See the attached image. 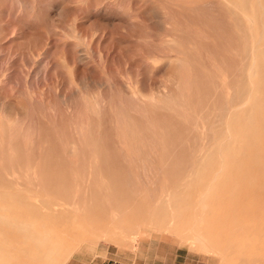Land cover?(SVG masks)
I'll return each instance as SVG.
<instances>
[{
	"label": "rangeland",
	"instance_id": "rangeland-1",
	"mask_svg": "<svg viewBox=\"0 0 264 264\" xmlns=\"http://www.w3.org/2000/svg\"><path fill=\"white\" fill-rule=\"evenodd\" d=\"M223 1L0 0V207L22 192L48 224H59L40 200L71 204L78 192L72 208L86 239L65 264L125 261L143 240L177 249L178 264L193 254L264 264V157L247 159L242 145L238 157L224 156L218 149L227 144L210 140L240 88L239 44ZM258 15L251 18L262 26ZM220 73L228 91L218 88ZM259 81L252 96L264 94ZM94 102L98 113L90 112ZM263 104L250 113L261 130L252 145L264 149ZM204 147L211 152L190 158ZM67 184L69 202L60 192ZM121 189L135 193L125 201ZM102 205L115 209L111 220Z\"/></svg>",
	"mask_w": 264,
	"mask_h": 264
},
{
	"label": "bare ground",
	"instance_id": "bare-ground-1",
	"mask_svg": "<svg viewBox=\"0 0 264 264\" xmlns=\"http://www.w3.org/2000/svg\"><path fill=\"white\" fill-rule=\"evenodd\" d=\"M223 2L227 6V11L232 16L233 29L235 31V34L237 35L238 44H239L238 47L234 51V55L237 56V58H238V63H237V67L235 70V80H236V84H238V86H240V88L235 87L234 88V90H235L234 96L230 99H229V97L226 99V101H225L226 107L220 111V113L218 114V117L216 118L217 122L219 123V129L217 131H215V130L212 131V132H214V131L215 132L212 133L210 140L213 143L218 141L220 144L222 143L223 146L224 145L226 146V144H227V147H225L224 149L222 148L223 150L219 151V149H218V153H221L224 156H226V155L228 156L230 154L237 155L238 147L236 149L235 145H237V146L242 145V146H244V147H242V149L243 148L245 149L244 154H243L244 157H246L249 160L250 159H256L257 160L260 158L262 159V157H264V149L259 148V147L257 148L256 146L252 145V142L259 140V138H256L259 136L258 135L255 136V135L257 134L258 131H261L260 128L257 129V127H260V125L255 126V123H254L255 119L252 117V114L250 112L253 111L252 109H253L254 104H256V106H260L258 104H261L264 101V94L262 96L260 94H258L257 96L256 95L252 96L253 94H251V93L249 94V92H254L256 90V89L254 90L253 88L256 85V82L259 81V79H262L261 82L260 81L259 82H260V85L262 86V88H264V85H263L264 84V82H263L264 81V72H263L264 70L261 72V70L264 69V54H262V53H264V52H262V51H264V49H261L263 44H262V46H260V44L262 42L260 44L258 43L264 39L263 38L261 40V38L264 35H263V33L262 34L260 33V30H262V31L264 30V25L256 26L255 25L256 21H254L255 20L254 17L256 18L258 15L257 13H259V15H258L260 17L259 20L263 19V16H264V0H224ZM254 3L256 5H254ZM253 5L257 6L258 8H259V6H261L262 7L261 11L257 12V10H255V9L253 10V8H254ZM259 10H260V8H259ZM251 17H253L254 20ZM257 19H258V17H257ZM263 43H264V41H263ZM77 57H79V56H77ZM256 59L258 60V63L260 60V64H261L260 67L256 64L257 63ZM254 67H258L259 68L258 70H260V71L258 72L257 69ZM260 68H262V69H260ZM254 69H256V70H254ZM255 71H257V74L259 73L258 75H256V76H258L257 79L254 78L255 77V74H254ZM220 74H221L220 76L218 75L219 76L218 88H220L221 92H223V91L227 90L228 82H226V81H228V80L225 81V77L227 79V76H225L226 74H222V73H220ZM253 81H255V83H253ZM260 85H259V87H260ZM263 91H264V89H263ZM263 91H262V93H264ZM246 94H249L250 96L247 95L246 101H244V100L243 101L247 105L250 103L248 106H250L251 109L248 108L249 114L246 111L248 115L244 118L243 116H241L240 112L242 114H244L242 109L245 106V104L242 108L240 107V104H241L242 98H245ZM63 103L65 104L64 101H63ZM97 105L98 104L96 102L93 103V105L90 108L91 113H98ZM262 107H264V104L262 105ZM262 107H260V108L264 109ZM74 111H76V110H74ZM262 111L264 112V110H262ZM254 112H255V108H254ZM263 112H262V114H263ZM257 113L258 112L256 111V114ZM253 114H255V113H253ZM262 116L264 118V114ZM257 117H260V114ZM89 118H88V120H89ZM259 121H261V120H258L257 122H259ZM86 123H87V121H86ZM49 124H51V123H49ZM73 124H74L73 127L75 126L73 128V130L74 129H76V131L80 130V129H78L79 128L78 124H77V128H76L75 123H73ZM100 124L101 123L97 119L88 121V125H91L93 127H100L101 126ZM71 126H72V124H71ZM71 126H70V128H71ZM85 126L87 127V125H85ZM2 127H3V124L1 121L0 122L1 132L3 131ZM88 128H89V126H88ZM237 132H238V134H237ZM3 133H4V131L2 132V137H0V141L5 140V139H3ZM262 133L264 134V129H263ZM262 133H259V134L261 135ZM0 135H1V133H0ZM232 135L236 136V139H233ZM261 137H264V135ZM72 139L73 138H71V142H72ZM77 141L79 142L78 138H77ZM95 141L96 140H93L92 142H94V144H95ZM97 141H96V144H98ZM212 142H210V143H212ZM259 144H261V146L263 145V143H259ZM68 145H70L72 147V144H68ZM210 152H211L210 148L199 149V150H197V152H194L193 154H191L190 158L193 160L194 159L195 160L200 159L203 156L209 154ZM238 156L239 155H237V157ZM218 157L223 159L222 155H220ZM234 158H236V156ZM207 161H209V160H207ZM258 168H264V167H262V165H261ZM261 170H263V169H261ZM1 182H2V180H1ZM56 182L57 181H55V183ZM65 183H67L66 180L64 183L62 182V186ZM68 184H70V183H68ZM68 184L66 185V187H68ZM74 185H75V189L79 188V184H74ZM71 186H73V185H71ZM71 186H69L68 189L65 187H63V189H62V187L60 185H58V187H57L58 189H60L59 187H61L62 191H60V192L62 193V196H65V201H67V202L70 201L69 200L70 199L69 194L71 192H69V189L71 188ZM55 187H56V184L54 187L52 186L51 190L56 191V189H54ZM80 188H82L83 191L85 189L83 185ZM78 190L80 191L81 189H78ZM121 190H122L121 193L123 195H125V196H122V198L125 201L127 199H129V197H132L133 194L135 193L134 189H132V190L131 189L130 190L121 189ZM72 191L74 193H76L74 190H72ZM5 192H6V190H5ZM77 193L75 195L76 201L75 200L73 201V198H72L71 204H67L66 202H65L66 204L59 203V202H61V200H48V199L47 200H40L39 199L41 208H43V209L48 208V210L52 214L61 218L60 221H62V222L59 224H48L44 220V217H43L44 215L42 214V212H40V209L37 208L36 204L33 203V201H32L33 200L31 198L32 195H27V194L22 193V192L19 194H17V193L13 194L12 193V195L16 196L15 198H13L14 200H11L10 204H8V206H6L5 208L0 207V264H65V262H67L69 260V258L71 257L75 247L77 245L81 244L86 239V237H85L86 232H84L85 229H83V227L80 226L81 222L79 219L81 217V213H78V215H77V212L74 211V209H76L74 207L75 202H77V204H78V200H77L78 194ZM58 194H59V192H58ZM67 195H68L69 199L66 200ZM7 196H8V193H6V197ZM36 197L37 196H35L34 200L36 199ZM71 197H73V196H71ZM30 199H32V200H30ZM37 203H38V201H37ZM56 204H59L58 205L60 207L59 210H56L57 209V207L55 206ZM77 204H76V206H77ZM67 205H69V206L71 205L70 207H68V210H67V208H65V206H67ZM53 207L56 209H53ZM72 207H74V209ZM112 207H113V205H112ZM69 209L70 210L73 209V212H71ZM101 209H102L101 212L104 213V217L107 216V218L110 219V217H113V215H115L113 213V212H115V209H113V208L111 209V207L109 205H107L106 207L102 205ZM105 212H107V213H105ZM33 220H37L38 222L45 221L46 224H34V223H32ZM55 220H54V222H55ZM112 222H111V224H112ZM108 227H109V225H108ZM108 227H106V228L107 229L111 228V227H109V228ZM101 228H100V230H101ZM106 228H103V229H106ZM124 230H125V228H124ZM89 231H90V233H91V231L92 232H96V231L98 232V229H97V227H95L93 229H89ZM103 233L105 234L106 232H103ZM101 237L99 236L98 239H100ZM132 237H133V246H134L136 244L137 237H139V233H136L135 237H134V235ZM130 244H132V243H130Z\"/></svg>",
	"mask_w": 264,
	"mask_h": 264
},
{
	"label": "crops",
	"instance_id": "crops-1",
	"mask_svg": "<svg viewBox=\"0 0 264 264\" xmlns=\"http://www.w3.org/2000/svg\"><path fill=\"white\" fill-rule=\"evenodd\" d=\"M102 258L92 264H126V262L127 264H154L155 261L156 264H178L179 255L177 249L172 248L168 243L143 240L137 243L135 253L132 254L131 259H126V262L118 255H113L107 261ZM180 264H214V260L193 254L190 257H184Z\"/></svg>",
	"mask_w": 264,
	"mask_h": 264
}]
</instances>
